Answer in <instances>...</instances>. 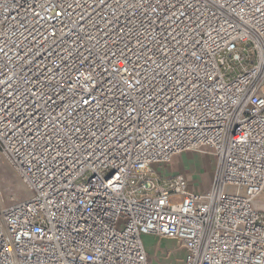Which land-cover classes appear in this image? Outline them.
<instances>
[{
    "label": "built area",
    "instance_id": "obj_1",
    "mask_svg": "<svg viewBox=\"0 0 264 264\" xmlns=\"http://www.w3.org/2000/svg\"><path fill=\"white\" fill-rule=\"evenodd\" d=\"M0 152V264H264V0H0Z\"/></svg>",
    "mask_w": 264,
    "mask_h": 264
},
{
    "label": "rangeland",
    "instance_id": "obj_2",
    "mask_svg": "<svg viewBox=\"0 0 264 264\" xmlns=\"http://www.w3.org/2000/svg\"><path fill=\"white\" fill-rule=\"evenodd\" d=\"M185 153H188V155L184 160V170H180L179 172H182L185 175L187 179V187L190 188L191 185L204 186L206 179H208V189L217 171L214 162L215 159L209 153H197V157L195 158L189 154L192 153L195 155L196 152L187 151ZM178 157H175L171 163L157 166L155 169L159 171L160 174L163 172L170 174L177 173L175 171L173 172L174 168H172L171 171L170 166L174 164ZM196 161H198V163ZM30 195V192L26 190L19 175L13 170L10 163L0 152V208L24 201L28 199ZM142 242L148 256L153 262L161 264H185V252L182 249H177L174 241L164 239L159 242L158 238L146 235L143 236ZM168 249H172V254L167 260H164V251ZM156 250H158L159 259H155Z\"/></svg>",
    "mask_w": 264,
    "mask_h": 264
},
{
    "label": "crops",
    "instance_id": "obj_3",
    "mask_svg": "<svg viewBox=\"0 0 264 264\" xmlns=\"http://www.w3.org/2000/svg\"><path fill=\"white\" fill-rule=\"evenodd\" d=\"M188 155V153H183V154H181V155H179V157L177 158V160L174 162V164L173 165H171L170 166V170L172 171V168H174V170H173V172L175 171V172H179L180 170H184V163H185V157ZM190 156H192V157H197V153L194 155V154H192V153H190L189 154ZM197 163H198V161H196ZM211 166L213 167V165L211 164ZM203 175H204V173H203ZM205 179V178H204ZM209 185V182H208V179H206V181H205V185L203 186V185H200V186H194V185H191L190 186V188L189 189H191V190H195V191H198V190H205V189H207V186ZM143 238V237H142ZM162 240H164V239H159V242H161ZM166 240H169V239H166ZM172 241V240H171ZM144 249H145V247H144ZM169 250H172V249H168V250H166V251H164V260H167L168 258H166V255H167V251H169ZM145 251H146V249H145ZM146 253H147V251H146ZM171 254H172V252H170V255L169 256H171ZM155 259H159V255H158V250H156L155 251ZM154 264H161V263H156V262H153Z\"/></svg>",
    "mask_w": 264,
    "mask_h": 264
},
{
    "label": "bare ground",
    "instance_id": "obj_4",
    "mask_svg": "<svg viewBox=\"0 0 264 264\" xmlns=\"http://www.w3.org/2000/svg\"><path fill=\"white\" fill-rule=\"evenodd\" d=\"M214 158V157H213ZM214 160V159H213ZM214 162H215V160H214Z\"/></svg>",
    "mask_w": 264,
    "mask_h": 264
}]
</instances>
